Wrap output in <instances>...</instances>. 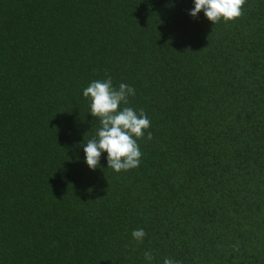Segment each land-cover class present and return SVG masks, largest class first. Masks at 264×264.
Instances as JSON below:
<instances>
[{
    "label": "trees",
    "instance_id": "1",
    "mask_svg": "<svg viewBox=\"0 0 264 264\" xmlns=\"http://www.w3.org/2000/svg\"><path fill=\"white\" fill-rule=\"evenodd\" d=\"M192 7L0 0V264H264V0ZM107 78L150 121L119 173L82 148Z\"/></svg>",
    "mask_w": 264,
    "mask_h": 264
},
{
    "label": "clouds",
    "instance_id": "2",
    "mask_svg": "<svg viewBox=\"0 0 264 264\" xmlns=\"http://www.w3.org/2000/svg\"><path fill=\"white\" fill-rule=\"evenodd\" d=\"M246 0H192L193 7L188 15L197 18L203 12L204 17L215 24L220 20L234 21L242 15V6ZM83 96L90 101V114L99 120L95 138L82 145L84 163L90 170L100 165L102 154L106 153L108 168L119 173L138 167L141 151L137 139L144 136L150 127L147 116L127 105L128 97L135 95V90L125 83L116 88L111 78L94 80L83 89ZM151 138V133H148ZM133 239L142 241L146 233L142 228L131 233ZM145 253V259L151 260ZM163 264H178L167 257Z\"/></svg>",
    "mask_w": 264,
    "mask_h": 264
}]
</instances>
